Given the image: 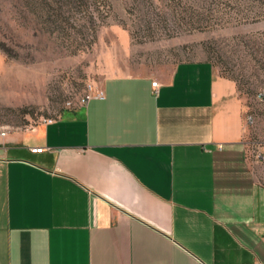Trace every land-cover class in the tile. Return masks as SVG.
Returning a JSON list of instances; mask_svg holds the SVG:
<instances>
[{
  "label": "crops",
  "instance_id": "1",
  "mask_svg": "<svg viewBox=\"0 0 264 264\" xmlns=\"http://www.w3.org/2000/svg\"><path fill=\"white\" fill-rule=\"evenodd\" d=\"M99 90L0 132V264H264V180L236 81L186 61Z\"/></svg>",
  "mask_w": 264,
  "mask_h": 264
},
{
  "label": "rangeland",
  "instance_id": "2",
  "mask_svg": "<svg viewBox=\"0 0 264 264\" xmlns=\"http://www.w3.org/2000/svg\"><path fill=\"white\" fill-rule=\"evenodd\" d=\"M186 61L236 81L264 180V0H0V127L32 130L109 75L167 74Z\"/></svg>",
  "mask_w": 264,
  "mask_h": 264
},
{
  "label": "built area",
  "instance_id": "3",
  "mask_svg": "<svg viewBox=\"0 0 264 264\" xmlns=\"http://www.w3.org/2000/svg\"><path fill=\"white\" fill-rule=\"evenodd\" d=\"M157 81H154L152 83V85L154 87L157 86ZM94 95L100 97V98H103L104 97V94L101 90H96V92L91 95V96H88L86 100H84V103L89 101L91 99V97H93ZM257 99H259L260 101H264V90H262L261 92H259V94L257 95ZM52 121V120H50ZM256 118L254 117L253 114H248L247 116V122L250 126H255L256 125ZM263 130H264V124H263ZM0 132L2 135H5V129L3 127H0ZM44 148H40V147H35V148H32V152L34 153H40V152H43ZM259 157L263 158L264 159V155L260 154Z\"/></svg>",
  "mask_w": 264,
  "mask_h": 264
}]
</instances>
